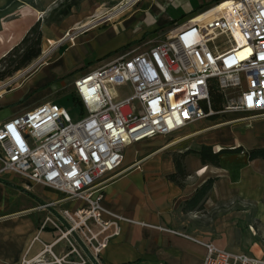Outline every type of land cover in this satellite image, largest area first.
Wrapping results in <instances>:
<instances>
[{
    "label": "built area",
    "instance_id": "2783aa9c",
    "mask_svg": "<svg viewBox=\"0 0 264 264\" xmlns=\"http://www.w3.org/2000/svg\"><path fill=\"white\" fill-rule=\"evenodd\" d=\"M222 4L207 18L197 20L198 12L144 51L121 54L74 78L73 98L84 116L72 120L48 101L0 122V176L16 174L62 193V200L82 201L74 212H61L70 224L64 233L51 222L61 236L78 234L67 239L75 264L96 258L118 234L117 221L124 218L103 208L100 198L123 170L126 145L168 136L216 113L212 84L223 94L222 111L264 116V0H221L211 8ZM122 85L127 94L112 92ZM191 239L205 248L202 264H264V257Z\"/></svg>",
    "mask_w": 264,
    "mask_h": 264
},
{
    "label": "crops",
    "instance_id": "0c3cea01",
    "mask_svg": "<svg viewBox=\"0 0 264 264\" xmlns=\"http://www.w3.org/2000/svg\"><path fill=\"white\" fill-rule=\"evenodd\" d=\"M206 1H200L198 11L176 26L221 0ZM44 5L45 0H0V57L40 19ZM48 63L26 77L16 90L0 95V113H5L0 122L41 104L31 95L25 99L31 91L51 84L59 89L67 76L77 72L74 79L98 67L76 64L59 73H48L42 83L20 92L25 81ZM16 103L20 104L8 107ZM194 123L168 135L173 142L160 145L159 139L150 137L125 146L123 170L103 186L100 198L103 208L124 219L117 221L118 234L86 264H202L205 248L191 238L231 253L264 257V158L249 159L245 153L264 148V118L247 127L237 123L218 128L209 141L190 146L194 134L185 129ZM176 141L177 145L168 147ZM202 144L215 150L241 146L244 151L221 155L218 166L201 164L196 156L186 155L183 163L187 175L181 185L170 180L168 175L175 171L174 156ZM136 162L138 168L131 166ZM210 178L213 182L202 207H190L188 200ZM33 186L53 197L36 195ZM62 198V193L16 174L0 176V264H75L78 258L67 239L73 242L78 234L61 236L70 226L61 212L72 213L83 203ZM47 202L55 204L38 208ZM38 257L41 261L35 263Z\"/></svg>",
    "mask_w": 264,
    "mask_h": 264
},
{
    "label": "rangeland",
    "instance_id": "374dc122",
    "mask_svg": "<svg viewBox=\"0 0 264 264\" xmlns=\"http://www.w3.org/2000/svg\"><path fill=\"white\" fill-rule=\"evenodd\" d=\"M60 1L45 0L40 15L41 53L26 67L0 81V95L16 90L26 77L48 62V67L44 66L25 81L20 92L32 85L42 83L48 73H59L76 64L78 67L99 66L121 54L142 52L153 44L165 40L173 27L183 22L182 20L194 10L198 11L200 1L202 4L208 2L206 0H150L149 2L138 0L135 4L123 6L111 20L106 21V15L119 9L117 7L121 6L120 3L124 0H82L77 7L70 9L68 15L56 20L55 15H50V11ZM213 9V7L207 8L204 10L206 12L203 11L196 15V19H200L206 13L213 12L215 10ZM78 67L76 66L74 69ZM76 73L64 78L59 89H54L55 84L40 86L27 94L25 99L31 95L30 97H36L38 104L46 101L57 103L65 108L72 120L84 116L85 111L73 98L71 82ZM112 92L121 95L127 94L128 87L115 86ZM233 96V92L228 94L229 99ZM19 104H12L8 107L13 108ZM222 110H224L223 107L217 112L214 120L199 121L185 129L187 133L194 134L189 139L190 146L209 141L213 132L218 128L237 123H242L244 127H247L255 119L264 118V116H253L242 111ZM4 114L0 113V117ZM233 120H237V122ZM153 137L161 141L160 145L173 142L172 138L168 136ZM177 142L168 145V147L177 145ZM31 190L39 196L53 197L52 194L37 186L31 187Z\"/></svg>",
    "mask_w": 264,
    "mask_h": 264
},
{
    "label": "trees",
    "instance_id": "16d2710c",
    "mask_svg": "<svg viewBox=\"0 0 264 264\" xmlns=\"http://www.w3.org/2000/svg\"><path fill=\"white\" fill-rule=\"evenodd\" d=\"M82 0H61L54 6L50 15H55V19L59 20L69 14L72 7H77ZM42 42V30L41 20L37 19L25 32L22 38L11 47L4 55L0 57V81L12 76L14 73L23 69L36 59L41 53ZM210 99L212 109L214 113L210 116L213 119L217 112L220 111L224 104L223 94L217 88L215 84H212L210 89ZM243 148L241 146H235L231 148L222 147L217 150L211 145H200L196 148H188L181 152L179 155L174 156L173 161L175 165V171L168 175V178L174 181L176 184L181 185V181L186 177L187 173L184 167V157L186 155L196 156L201 164H209L218 166L219 157L223 154H235L241 153ZM249 159L264 158V148L252 149L245 152ZM213 178L207 179L199 188L196 189L193 197L188 200L190 207H196L200 209L202 207V201L206 197Z\"/></svg>",
    "mask_w": 264,
    "mask_h": 264
},
{
    "label": "bare ground",
    "instance_id": "6f19581e",
    "mask_svg": "<svg viewBox=\"0 0 264 264\" xmlns=\"http://www.w3.org/2000/svg\"><path fill=\"white\" fill-rule=\"evenodd\" d=\"M138 0H124L122 3H120V5L121 6H119V7H117V8H119V9H117L116 11H114V12H112V13H108L107 15H106V21H109V20H111L113 17H114V15L115 14H117L118 13V10L120 11L122 8H123V6H125V5H129V4H135L136 2H137ZM224 6V4H222V5H220L217 9H215L214 11H216V10H218V9H220L221 7H223ZM214 11L213 12H210V13H206L205 15H203L200 19H203V18H207L208 16H211L213 13H214ZM200 19H197V20H200ZM88 21V20H87ZM91 23V22H90ZM93 23V22H92ZM89 24V23H88ZM87 25V24H86ZM85 26V25H84ZM87 27V26H86ZM75 28V27H74ZM88 28H90V27H88ZM92 28V27H91ZM70 40V39H69Z\"/></svg>",
    "mask_w": 264,
    "mask_h": 264
}]
</instances>
